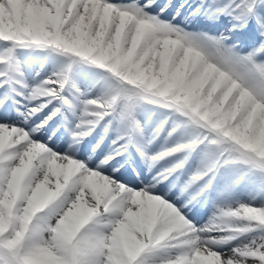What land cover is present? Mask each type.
Instances as JSON below:
<instances>
[{
	"label": "snow or ice",
	"instance_id": "snow-or-ice-1",
	"mask_svg": "<svg viewBox=\"0 0 264 264\" xmlns=\"http://www.w3.org/2000/svg\"><path fill=\"white\" fill-rule=\"evenodd\" d=\"M0 264H264V0H0Z\"/></svg>",
	"mask_w": 264,
	"mask_h": 264
}]
</instances>
